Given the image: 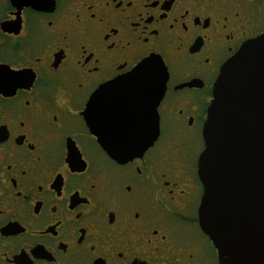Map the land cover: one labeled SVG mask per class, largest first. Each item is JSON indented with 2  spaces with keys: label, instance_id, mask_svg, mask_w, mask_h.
<instances>
[{
  "label": "flooded vegetation",
  "instance_id": "1",
  "mask_svg": "<svg viewBox=\"0 0 264 264\" xmlns=\"http://www.w3.org/2000/svg\"><path fill=\"white\" fill-rule=\"evenodd\" d=\"M263 32L264 0H0V264H220L202 126L221 65ZM148 57L158 134L116 160L84 111Z\"/></svg>",
  "mask_w": 264,
  "mask_h": 264
},
{
  "label": "water",
  "instance_id": "2",
  "mask_svg": "<svg viewBox=\"0 0 264 264\" xmlns=\"http://www.w3.org/2000/svg\"><path fill=\"white\" fill-rule=\"evenodd\" d=\"M166 78L148 57L93 94L84 116L109 156L125 160L156 139ZM201 133L200 228L220 264H264V32L221 65Z\"/></svg>",
  "mask_w": 264,
  "mask_h": 264
},
{
  "label": "snow or ice",
  "instance_id": "3",
  "mask_svg": "<svg viewBox=\"0 0 264 264\" xmlns=\"http://www.w3.org/2000/svg\"><path fill=\"white\" fill-rule=\"evenodd\" d=\"M140 217H139V214L137 213V219H139Z\"/></svg>",
  "mask_w": 264,
  "mask_h": 264
}]
</instances>
